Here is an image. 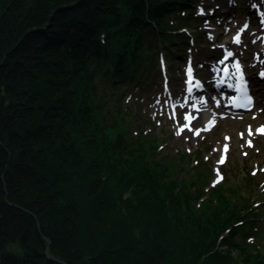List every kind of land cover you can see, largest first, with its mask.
<instances>
[{
    "label": "trees",
    "instance_id": "1",
    "mask_svg": "<svg viewBox=\"0 0 264 264\" xmlns=\"http://www.w3.org/2000/svg\"><path fill=\"white\" fill-rule=\"evenodd\" d=\"M194 2L0 0V264H264L257 199L197 208L205 182L119 104Z\"/></svg>",
    "mask_w": 264,
    "mask_h": 264
},
{
    "label": "rangeland",
    "instance_id": "2",
    "mask_svg": "<svg viewBox=\"0 0 264 264\" xmlns=\"http://www.w3.org/2000/svg\"><path fill=\"white\" fill-rule=\"evenodd\" d=\"M231 2L233 3L229 7V13L223 11L230 0H198L194 12L189 16H169L173 29L181 27L180 30L172 32L179 40L173 43L174 50L168 53L169 74L162 72L158 57L156 78L141 90L129 82L122 84L119 104L132 110V121L136 125L141 123L143 131L150 133L160 147L159 158H162L163 162L169 160L179 178H185L186 172L179 170L189 164L192 167L190 184L196 181L199 183L201 180L205 182L209 193L199 200L197 208L203 206L210 198L217 202L218 198L213 196L212 190L219 186L230 190L227 193L235 203L242 202V195L254 196L257 199L254 205L261 207L260 230L264 234V136H259L256 131V127L264 125V93L259 89V83L251 80L257 98L256 108L250 113L236 112L223 98L225 91H214L215 82L212 78L213 74L217 73L215 65L223 60L221 55L224 53V46L228 49L231 46L236 55L244 59L250 77L255 75L257 68L252 63V58L261 26L257 23V18L253 17L245 30L244 45L237 48L232 42L233 35L242 29L245 18L253 16L248 13L250 7L255 6L257 2L264 5V0ZM200 9H203L204 15L198 14ZM189 65L195 66L197 73L205 80L207 91L199 93L191 88L193 84L189 83L186 74ZM204 96L209 98L211 107L221 103L222 106L219 105L217 109L226 116L220 120V125L204 132L202 138L195 140L198 126L194 122L195 118L189 120L188 115L193 110L196 99H199L200 103ZM182 125L185 128L180 129ZM249 130H252L251 134ZM227 143L229 152L226 162L222 165L220 161L224 154L219 146H225ZM231 190H235V195ZM14 246L17 244H9L7 249H15ZM253 250L259 251L258 246ZM236 254L240 257L237 250Z\"/></svg>",
    "mask_w": 264,
    "mask_h": 264
},
{
    "label": "bare ground",
    "instance_id": "3",
    "mask_svg": "<svg viewBox=\"0 0 264 264\" xmlns=\"http://www.w3.org/2000/svg\"><path fill=\"white\" fill-rule=\"evenodd\" d=\"M264 41V40H263ZM264 47V42L259 41L258 49H262ZM223 64V63H222ZM229 67V66H228ZM226 70L228 68H225ZM230 96H226L227 99ZM201 108H195L197 111V121L199 130H203L204 128H211L219 124L220 121V113L217 108L211 107L210 105L199 106ZM196 121V122H197Z\"/></svg>",
    "mask_w": 264,
    "mask_h": 264
},
{
    "label": "snow or ice",
    "instance_id": "4",
    "mask_svg": "<svg viewBox=\"0 0 264 264\" xmlns=\"http://www.w3.org/2000/svg\"><path fill=\"white\" fill-rule=\"evenodd\" d=\"M230 2H231V0H230ZM198 14H200V15H204V11H203V9H200L199 12H198ZM245 27H247V26L245 25ZM236 43H238V44L240 43V38H239V36L236 37ZM232 55H233L232 52H229V53H228V56H229V57H231ZM236 67H237V70L239 71V70H240V65L237 64ZM187 72H188V75L191 76V75H192V68L189 67V68L187 69ZM260 75H261L262 77H264V73H260ZM189 83H191V81H189ZM189 91H191V89H189ZM252 103H253V102H252V99H251V97L249 96V97H247V103H246V105H244V106L251 105ZM188 119L191 120L192 117L189 116ZM189 130H192V129L189 128ZM257 131L260 132L261 134H264V126H262L261 128H259ZM179 134H180V133L178 132L177 135H179ZM195 134H196V135H200L199 131H197ZM249 134H251V130H249ZM248 143H249V146H251V142L249 141ZM226 150H227V149H225V151H226ZM220 162L223 163V162H224L223 159H222ZM253 174H255V173H253ZM217 182H219V181H217Z\"/></svg>",
    "mask_w": 264,
    "mask_h": 264
},
{
    "label": "water",
    "instance_id": "5",
    "mask_svg": "<svg viewBox=\"0 0 264 264\" xmlns=\"http://www.w3.org/2000/svg\"><path fill=\"white\" fill-rule=\"evenodd\" d=\"M47 254H48L49 257H52V256L48 253V251H47ZM54 258H55V257H54Z\"/></svg>",
    "mask_w": 264,
    "mask_h": 264
}]
</instances>
